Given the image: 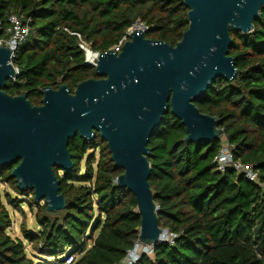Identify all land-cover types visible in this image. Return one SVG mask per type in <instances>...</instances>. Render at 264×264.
<instances>
[{
  "label": "trees",
  "instance_id": "obj_1",
  "mask_svg": "<svg viewBox=\"0 0 264 264\" xmlns=\"http://www.w3.org/2000/svg\"><path fill=\"white\" fill-rule=\"evenodd\" d=\"M12 12L30 19V32L11 59L18 74L3 90L24 93L33 105L44 86L64 83L72 92L98 77L79 43L107 51L139 20L149 27L146 38L174 45L188 26L183 0H0L4 26ZM229 32L236 77L216 78L194 104L218 118L233 159L253 165L258 181L217 171L221 138L183 140L186 128L169 107L148 138V183L158 225L177 237L134 264H264V6L249 33ZM67 147L71 169L54 167L65 207L54 212L35 202L32 190L16 187L10 173L18 161L0 167V264H61L70 255L69 264H117L137 241L135 197L114 181L122 169L105 140L97 131L89 140L76 134ZM23 203L34 210L37 230L20 225L21 236L12 237L10 208L23 212Z\"/></svg>",
  "mask_w": 264,
  "mask_h": 264
},
{
  "label": "water",
  "instance_id": "obj_2",
  "mask_svg": "<svg viewBox=\"0 0 264 264\" xmlns=\"http://www.w3.org/2000/svg\"><path fill=\"white\" fill-rule=\"evenodd\" d=\"M183 3L188 7V26L174 45L133 30L118 53L91 50L97 78L78 82L72 92L64 83L44 86L39 105L24 93L3 90L16 74L11 49L0 46V167L18 161L10 175L20 191L32 190L34 201H43L47 211L63 209L65 198L54 167L69 171L73 164L68 140L76 134L89 140L97 131L114 166L122 169L114 181L135 197L138 243H157L166 229L158 225V205L148 183V138L169 107L186 128L183 140L224 137L218 118L200 112L194 101L216 78L236 77L228 54L229 31L249 33L264 6V0Z\"/></svg>",
  "mask_w": 264,
  "mask_h": 264
},
{
  "label": "built area",
  "instance_id": "obj_3",
  "mask_svg": "<svg viewBox=\"0 0 264 264\" xmlns=\"http://www.w3.org/2000/svg\"><path fill=\"white\" fill-rule=\"evenodd\" d=\"M29 21L30 19L27 16L21 13L12 12L8 14L7 25L4 26L2 23V19L0 17V46H6L11 49L10 63H11V59L18 45L22 43L29 35V32H30ZM148 29L149 27L143 24L141 21L139 20L135 21L126 30V32L120 38V40L116 44H114L112 47H110L108 50H112L113 52L118 53L121 49V46L123 45V42L128 39V35L130 32H132L133 30H139L140 32L144 34L146 31H148ZM78 46L80 49L84 51V56H85L84 62L95 66L96 65L95 57L93 59H88L86 57V48L88 47V45L86 43H79ZM95 53L97 54L98 52H95ZM13 68L16 74L13 77L14 79L17 76L18 72H17L16 67L13 66ZM213 161L215 164V169L217 171L223 172L227 168H231L235 170L237 173L244 175V177L251 182L256 183L258 181L257 173L254 170L253 165L243 164L240 161L233 159L232 152H231V146L226 141L225 137H221V146L217 154L214 156ZM176 237H177V234L168 232L166 230L162 234L160 239L157 241V243L162 242V241L172 242ZM155 244L144 245L136 241L132 249L128 250L126 252L125 257L117 264H134L138 260L141 254L143 253L151 254L152 248ZM72 259H73L72 255L66 256L64 261L61 264H69Z\"/></svg>",
  "mask_w": 264,
  "mask_h": 264
},
{
  "label": "rangeland",
  "instance_id": "obj_4",
  "mask_svg": "<svg viewBox=\"0 0 264 264\" xmlns=\"http://www.w3.org/2000/svg\"><path fill=\"white\" fill-rule=\"evenodd\" d=\"M0 187H5L4 184L2 183ZM7 189V187H6ZM12 195H16V193L12 192ZM17 197H19V195L17 194ZM27 196H24L22 198H20V201H25V199H27ZM22 209L23 212H17V211H13L10 207V211H12V226L9 229V233L12 237H16V236H21V231H20V225H25V227L29 230V231H36L37 230V224L34 221V210L33 212H30L28 210V207L26 206V204H22ZM28 248V250H30L29 246H26ZM36 263L40 262V260H35Z\"/></svg>",
  "mask_w": 264,
  "mask_h": 264
},
{
  "label": "bare ground",
  "instance_id": "obj_5",
  "mask_svg": "<svg viewBox=\"0 0 264 264\" xmlns=\"http://www.w3.org/2000/svg\"><path fill=\"white\" fill-rule=\"evenodd\" d=\"M86 57L88 59H93L95 57V54H93L88 47L86 48Z\"/></svg>",
  "mask_w": 264,
  "mask_h": 264
}]
</instances>
